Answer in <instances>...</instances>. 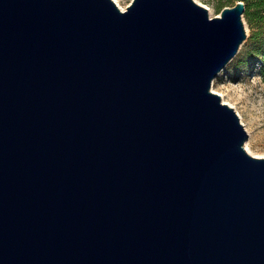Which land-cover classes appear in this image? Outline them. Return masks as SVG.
Returning <instances> with one entry per match:
<instances>
[{"label":"water","instance_id":"water-1","mask_svg":"<svg viewBox=\"0 0 264 264\" xmlns=\"http://www.w3.org/2000/svg\"><path fill=\"white\" fill-rule=\"evenodd\" d=\"M245 10L0 0V264H264V156L212 88Z\"/></svg>","mask_w":264,"mask_h":264},{"label":"rangeland","instance_id":"rangeland-1","mask_svg":"<svg viewBox=\"0 0 264 264\" xmlns=\"http://www.w3.org/2000/svg\"><path fill=\"white\" fill-rule=\"evenodd\" d=\"M132 1L120 0L124 9ZM198 1L209 7L211 15L221 14L222 10L218 9L221 0ZM245 21L248 36L234 58L215 77L212 88L224 92L227 100L234 103L249 131L247 141L251 152L264 156V22L253 27L246 17Z\"/></svg>","mask_w":264,"mask_h":264},{"label":"trees","instance_id":"trees-1","mask_svg":"<svg viewBox=\"0 0 264 264\" xmlns=\"http://www.w3.org/2000/svg\"><path fill=\"white\" fill-rule=\"evenodd\" d=\"M237 0H221L218 9L222 10L226 5H233ZM246 2L245 17L250 25L260 26L264 22V0H244Z\"/></svg>","mask_w":264,"mask_h":264},{"label":"bare ground","instance_id":"bare-ground-1","mask_svg":"<svg viewBox=\"0 0 264 264\" xmlns=\"http://www.w3.org/2000/svg\"><path fill=\"white\" fill-rule=\"evenodd\" d=\"M116 1L121 5V7L125 8V6H123V5L121 4L120 0H116ZM214 89H215V86H214ZM219 93L222 94V96H223V100H224L225 102H228V103H230L231 105L234 106V103H232V102H230L229 100H227V98H226L224 92L221 91V92H219ZM239 112H240V111H239ZM246 145H247L248 150H249V151H252L251 146H250V141H247Z\"/></svg>","mask_w":264,"mask_h":264}]
</instances>
